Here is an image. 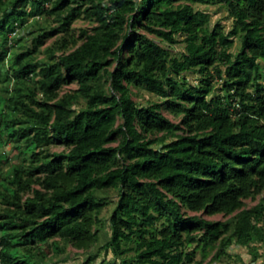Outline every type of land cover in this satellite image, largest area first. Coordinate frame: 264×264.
I'll return each mask as SVG.
<instances>
[{"label": "trees", "instance_id": "trees-1", "mask_svg": "<svg viewBox=\"0 0 264 264\" xmlns=\"http://www.w3.org/2000/svg\"><path fill=\"white\" fill-rule=\"evenodd\" d=\"M215 1L0 0V147L12 140L22 155L0 190L5 264H46L50 240L55 252L59 241L89 249L107 203L98 193L108 189L118 199L104 245L114 259L104 264H191L195 247L214 244L217 260L233 243L264 238V196L244 203L264 189V0H221L227 33L193 7ZM82 14L96 24L74 36ZM29 18L30 43L11 51ZM55 34L49 60L36 59ZM150 34L169 44L180 35L184 51L172 56ZM132 87L162 101L140 105ZM53 140L66 150L50 152Z\"/></svg>", "mask_w": 264, "mask_h": 264}, {"label": "rangeland", "instance_id": "rangeland-1", "mask_svg": "<svg viewBox=\"0 0 264 264\" xmlns=\"http://www.w3.org/2000/svg\"><path fill=\"white\" fill-rule=\"evenodd\" d=\"M108 1V0H106ZM193 7L195 10H201L208 14L209 16V27L212 28L216 23H219L224 32H229L232 28V16L227 10L226 4L221 0H216L210 4H198L194 3ZM31 18H29L28 22L23 28H20L17 31L15 36L18 41H14V45L11 48V51H20L24 48L25 45H28L31 41V38L34 35V31L36 28L29 27L31 24ZM38 23L41 25H50L56 26V23L53 19L49 18L45 21L43 18H38ZM96 23L93 19H90L83 14L75 19L71 28L74 33V36H78L79 32L82 29H90ZM32 31V32H31ZM60 34H55L52 37L46 39L44 44L40 46L39 51L35 54V58L39 61H48L49 60V52L48 47L52 45L54 40L59 37ZM151 37L155 38L163 47L169 50V53L172 56H180L184 51V43L182 41V36L175 35V38L178 40L174 44H169L167 42L161 41L159 38L154 37L150 34ZM234 44L231 48L232 52H235L239 47V42L236 36L233 37ZM81 42L78 41L76 45ZM73 49V48H71ZM70 50V49H69ZM59 52H56V55ZM260 67L263 69L264 67V59L259 62ZM7 67L0 66V99L6 96L3 91V87L7 84L8 81L5 80V71ZM38 70V69H37ZM11 73V69L8 70ZM186 79L189 82L197 83L199 80L198 74L194 72H188L185 74ZM214 80L216 86L219 85V81ZM264 83V79L261 80ZM9 84H13V80L9 81ZM76 88V83L74 81L69 82L68 84L63 85L59 89V96L63 93L72 91ZM133 99L140 105L146 106L150 102H161L162 99L158 96L145 91L142 88L132 87ZM37 97H41L40 94H37ZM82 101L79 104L75 105L76 108L82 106ZM3 107V104L0 103V108ZM164 114L170 118L174 122L179 121V117L172 115L169 111L163 109ZM45 148V147H44ZM48 149L50 152H61L66 150L65 146L53 140L49 145ZM0 154H6V158L0 157V190L3 183L7 182L8 179V171L11 166L17 164L21 161L22 155L19 153V150L15 147V143L12 140L4 143L3 146L0 147ZM27 157L30 156V152L25 153ZM28 163V162H26ZM101 196H104L107 200L106 205L102 209L100 214L101 222L95 228L98 230V240L92 245L89 249H77L69 244H64L62 241H59V246L62 248V251L55 252L49 241V243L44 247L45 257L44 262L46 264H104L107 261H111L114 259V255L110 249H105V243L110 239L111 229L109 225V217L113 211V208L116 205V201L118 199L117 189H108L106 191H102L98 193ZM264 196L263 191L256 195L254 198H247L244 200L245 207H251L259 202L260 198ZM189 215L198 214L203 216L204 218L212 221L217 220H226L230 218L232 215H224L222 213L214 214V215H205L202 212H188ZM261 225L263 227L264 232V219L261 221ZM255 246L256 251L252 250V247ZM195 255L194 261L191 264H264V238L262 240H256L250 244V247L242 246L237 243H233L227 250V254L222 256L221 258L214 260L213 256L217 250V245L214 244L212 246L207 247L204 251L200 250V247H195Z\"/></svg>", "mask_w": 264, "mask_h": 264}, {"label": "built area", "instance_id": "built-area-1", "mask_svg": "<svg viewBox=\"0 0 264 264\" xmlns=\"http://www.w3.org/2000/svg\"><path fill=\"white\" fill-rule=\"evenodd\" d=\"M0 264H5V263L3 262V260L1 259V257H0Z\"/></svg>", "mask_w": 264, "mask_h": 264}]
</instances>
